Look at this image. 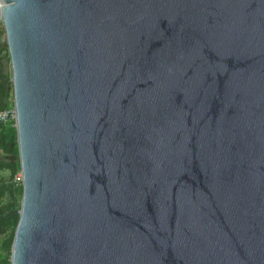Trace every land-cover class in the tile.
<instances>
[{
  "label": "water",
  "instance_id": "95a60500",
  "mask_svg": "<svg viewBox=\"0 0 264 264\" xmlns=\"http://www.w3.org/2000/svg\"><path fill=\"white\" fill-rule=\"evenodd\" d=\"M2 2L12 264H264V0Z\"/></svg>",
  "mask_w": 264,
  "mask_h": 264
},
{
  "label": "trees",
  "instance_id": "16d2710c",
  "mask_svg": "<svg viewBox=\"0 0 264 264\" xmlns=\"http://www.w3.org/2000/svg\"><path fill=\"white\" fill-rule=\"evenodd\" d=\"M9 62L8 48L0 45V111L14 106L13 96L9 90L11 74L6 72ZM2 155H15L16 161L0 159V216L8 215L19 208L23 195V187H16L13 183L15 176L21 171L17 128L14 121L0 126V156ZM4 171L8 172L7 177L1 176ZM18 222L19 216L2 219L0 222V236L3 237L0 243V264H12V245Z\"/></svg>",
  "mask_w": 264,
  "mask_h": 264
},
{
  "label": "built area",
  "instance_id": "2783aa9c",
  "mask_svg": "<svg viewBox=\"0 0 264 264\" xmlns=\"http://www.w3.org/2000/svg\"><path fill=\"white\" fill-rule=\"evenodd\" d=\"M2 8H3V2L2 0H0V13ZM0 23H2L1 20ZM16 119H17V111L14 106L10 109L0 111V126L6 125L11 121H14L16 123ZM13 183L15 184L16 187H21V186L23 187V175L21 171L15 176Z\"/></svg>",
  "mask_w": 264,
  "mask_h": 264
},
{
  "label": "rangeland",
  "instance_id": "374dc122",
  "mask_svg": "<svg viewBox=\"0 0 264 264\" xmlns=\"http://www.w3.org/2000/svg\"><path fill=\"white\" fill-rule=\"evenodd\" d=\"M5 42H6V34H5V30H4V26L3 23H0V45H3L5 47ZM6 72H8V74H11V65L10 62L7 63V68H6ZM1 176L3 177H7L8 176V172L4 171L1 173ZM3 237L0 236V243L2 242Z\"/></svg>",
  "mask_w": 264,
  "mask_h": 264
},
{
  "label": "flooded vegetation",
  "instance_id": "af4514ba",
  "mask_svg": "<svg viewBox=\"0 0 264 264\" xmlns=\"http://www.w3.org/2000/svg\"><path fill=\"white\" fill-rule=\"evenodd\" d=\"M11 155H2L0 156V159H3L5 161H9L11 158H10Z\"/></svg>",
  "mask_w": 264,
  "mask_h": 264
}]
</instances>
